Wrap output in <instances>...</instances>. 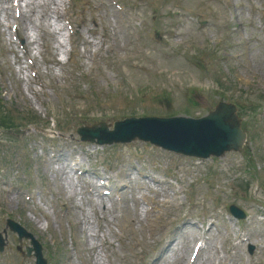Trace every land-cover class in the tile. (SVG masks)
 Returning a JSON list of instances; mask_svg holds the SVG:
<instances>
[{"label": "rangeland", "instance_id": "obj_1", "mask_svg": "<svg viewBox=\"0 0 264 264\" xmlns=\"http://www.w3.org/2000/svg\"><path fill=\"white\" fill-rule=\"evenodd\" d=\"M29 1L34 2L36 8L31 18L32 22L25 21V23L29 28V32L32 31L34 39L38 38L39 32L36 29L31 30V23L39 24V21L42 20L45 27L49 24L51 28H58L60 31L57 15L58 12H61V4L54 5L51 0ZM121 1L126 5L130 18H136L137 22L142 25V33L144 34L143 50L136 47L135 42L130 39L127 27L119 25L116 13L105 0H77L71 12L78 29L87 39L84 48L81 49L82 55L85 57L90 56L97 48L98 38L101 35L108 36V47L114 51H107L101 56V60L97 62L100 65V71L111 77H115L116 74H128L129 76L124 78L130 79L135 84L136 91L132 92L124 82V84L112 82L116 87L117 102L121 108L126 107L127 100L130 99L131 95L132 97H138L136 106L141 114L143 108L156 109L160 106L157 103V95L164 90H168L174 93L171 97V105L177 114H182L179 103L184 104L187 99L183 96L185 92L179 95L177 91L188 85L191 89L196 90L193 97L196 106L202 110L200 113L204 114L209 107H212L220 99V96H215L216 91L211 94L212 78H215L216 72L227 79V85L228 81L230 82L228 85L230 91L227 94L231 96L229 100L246 101L247 95L243 93L244 89L264 92V0H161V3L160 0ZM154 9L157 10V17L151 22L148 15ZM171 10L190 12L202 21L210 20L212 26L203 31L197 30L193 24L182 27V35L173 42H167V44L174 47L182 46V49L185 50L181 56H179L181 51L178 48H174L171 52L168 51L170 56L173 57L168 62L152 51L155 41L162 39L159 35L160 32L172 28L174 14L167 13ZM130 18L127 19V23ZM51 28L50 30H52ZM94 28H96V32L93 31ZM233 28L235 30L230 35L229 41H223L222 32H231ZM3 31L7 30L5 26L0 25V93L4 97L5 103L12 106L15 111L26 114L31 113L35 117L40 116L42 121H46L44 115L48 113V110L45 109L43 94L39 92L40 99H37L38 88L34 85V87H31L23 84L22 78L28 77V70L25 66H19L18 63H15V55L12 52L14 46L11 43L10 33L7 31L6 42H4V37L1 34ZM210 41L211 44L208 45ZM43 43L53 44L54 40L45 33L43 40L40 41L39 39L36 43L37 52L40 51ZM216 44L221 45L222 49L216 50ZM141 50L143 51L142 56L137 54ZM215 51L221 52L214 54ZM202 55H211L215 58L226 56L229 60H226L225 63L219 61L207 62V72L201 74V78H199V75L189 67L183 57L196 58ZM44 59L46 58L44 57ZM131 63L139 65L140 70H129ZM48 68L42 63L43 73L47 72ZM49 71H51L50 68ZM259 75L261 76L260 79L256 80ZM47 82H50L49 89L51 87L54 89L51 93L50 105L47 108H51L62 120L68 121L69 118H74L70 98L71 94L77 91L76 88L70 87L65 82L64 77L59 74H52ZM56 84L61 91L54 88ZM81 84L84 89L86 84ZM100 84L98 83L93 88L97 93H100ZM149 86L153 87L152 90L146 92V95L143 96L140 93L141 89L148 90ZM27 87L30 91L27 90ZM144 98L145 100L142 101ZM104 115L106 117L112 116L113 111H108ZM118 115L121 117L122 114ZM135 115H137V112ZM29 129H23L21 133L30 142V145L29 142L27 145L34 146V140H41L40 132L33 131L32 128ZM57 129L64 132L60 128V123ZM2 134L0 133V168L2 169L0 170V231L7 216H11L16 222L25 227L27 226L31 231L28 230L38 238L44 248H47L51 254L56 255L62 249L64 256L62 259L55 258V264H83L84 261L87 264L93 261L94 264H145L152 259L154 251L160 248V243L155 244V242L162 239L163 235L172 232L165 230L162 234L152 235L150 233H152L153 227L148 222L144 226L136 224L130 227L126 220L127 213L125 210L117 209L111 212L110 215L112 225L116 226H113L112 229L107 227L96 241L94 239L90 241V245L95 246L98 251L96 257L90 256L87 250L76 251L71 249L69 240L72 234L78 232L80 222L90 219L93 230L98 231V218L96 221L95 210L89 203L88 195L83 190L81 191L83 195L80 192L72 195V188L66 189L63 182H53L51 178L48 179L45 174L47 164L40 159V156H31L35 165L31 173L23 160L26 158L27 152L9 151L6 144L3 143V139L7 138L8 135L3 132ZM67 135H71L70 130H67ZM138 146V144H135L128 147L130 150L138 148V151L132 156L128 152L121 153L120 155L125 158L123 160L114 159L113 162H109L103 160L102 155L97 163L93 161V164H96L95 169L100 175L110 177L112 183L116 185L120 184L126 172H129L132 178H135L141 170L148 172L149 176L170 175L173 180H168L171 188H167L170 190L179 188L181 198L187 200L186 203L189 207L188 213L177 208V206L170 211V218L178 219L176 222L178 226H176V231L171 235V238L173 242L178 241L181 244L180 248L189 242L192 248L197 234V227H194L193 230H183L182 219L184 215H188L193 222L200 220L203 216L207 220L217 213L215 209V205H218L216 196L221 197V200H224L225 203H229L232 199H228L224 193L227 194L232 191L236 196L239 194L244 195L236 185L240 172L235 171L232 165V163L239 161L238 158H241L238 155L227 156L224 159L214 161L215 167L213 169L206 165L204 168L207 169V173L204 176L199 170L196 171V174L184 168L179 173L175 170L169 171L170 168H176L171 156L163 158L159 155L157 160H153V158L151 159L140 153ZM24 148L26 149V147ZM70 151L71 149L68 148L67 153H71ZM115 151L120 153L118 149ZM253 151L255 152V165L260 169L259 177L263 180L264 147L253 142ZM162 154L167 155L166 153ZM75 156L71 155L67 158L74 159ZM83 157L85 156L83 155ZM15 162L20 165L16 167ZM54 170H58V168L54 167ZM47 173L50 174L51 172ZM59 177H62L61 174ZM204 179L212 185H216L221 193H214L210 184L205 182ZM5 185H13L28 194H34L37 202L40 206L43 204L45 210L28 203L21 197L20 203L8 204L6 196L10 190ZM137 191L140 193L137 198H141L145 193L144 189L137 188ZM83 196H86L88 200ZM57 199H60L69 209L67 221L59 222L60 219L57 216L52 217L51 220L49 214L51 202ZM259 200L264 202V195H261ZM234 201L239 202L238 199ZM252 212L255 211L251 209ZM257 215L262 214L257 213ZM47 216L50 218L49 228H47ZM259 220L260 218L254 217L255 223L252 229H246L250 232L255 231V234H252L250 238L253 245H258V250L251 256V260H248L245 256L244 248L234 250V242L228 236V231L232 230V225L227 221L220 222L213 229L214 237L210 236L208 238L211 245L207 264H214L221 249L222 254H226L225 261L222 264H264V240L262 242L256 240L257 236L264 234V221L259 222ZM36 221L40 222V230L35 229L36 223L34 222ZM68 221H71L74 226V233H71ZM92 228L89 225L90 234H93ZM122 234L125 236L124 241H120V235ZM83 236L82 244L85 245L87 242L85 241V235ZM104 236L109 242L115 243L114 246L108 245L102 248ZM134 243L136 245L132 247ZM28 245L29 242L23 241L20 243L16 235L8 232V245L5 252L0 254V264H34L33 259H28L25 253L22 254L17 250L18 246L24 249ZM180 254L181 252H178L175 256L174 254L164 253V264H177V257Z\"/></svg>", "mask_w": 264, "mask_h": 264}, {"label": "bare ground", "instance_id": "obj_2", "mask_svg": "<svg viewBox=\"0 0 264 264\" xmlns=\"http://www.w3.org/2000/svg\"><path fill=\"white\" fill-rule=\"evenodd\" d=\"M31 12H32V8H31ZM16 199H17V198H16L14 195H10V197H9V202H10V203L15 202ZM127 207L130 208L129 205H127ZM134 209H135L134 212L129 211V213H134V214L138 215V216H139V220H138V221L141 222L142 224H145V221H146V220H145V219H141V217H140V215H139V210H138L136 207H134ZM34 223H36L37 227L39 228V226H40V222L36 221V222H34Z\"/></svg>", "mask_w": 264, "mask_h": 264}]
</instances>
